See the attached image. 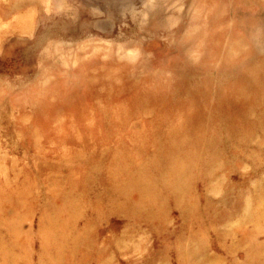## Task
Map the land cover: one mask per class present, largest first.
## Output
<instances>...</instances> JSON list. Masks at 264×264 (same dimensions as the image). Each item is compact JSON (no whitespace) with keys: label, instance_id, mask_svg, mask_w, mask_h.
Returning <instances> with one entry per match:
<instances>
[{"label":"rangeland","instance_id":"rangeland-1","mask_svg":"<svg viewBox=\"0 0 264 264\" xmlns=\"http://www.w3.org/2000/svg\"><path fill=\"white\" fill-rule=\"evenodd\" d=\"M0 264H264V0H0Z\"/></svg>","mask_w":264,"mask_h":264},{"label":"bare ground","instance_id":"bare-ground-1","mask_svg":"<svg viewBox=\"0 0 264 264\" xmlns=\"http://www.w3.org/2000/svg\"><path fill=\"white\" fill-rule=\"evenodd\" d=\"M192 6H193V5H192ZM161 22H162V21H161ZM162 25H163V24H162ZM188 26H189V25H188ZM171 168H172V167H171ZM178 174H179V173H178ZM178 174H177V175H178ZM181 176H182V175H181ZM173 179H174V178H173ZM176 179H177V177H176ZM132 183H133V182H132ZM134 183H135V182H134Z\"/></svg>","mask_w":264,"mask_h":264}]
</instances>
